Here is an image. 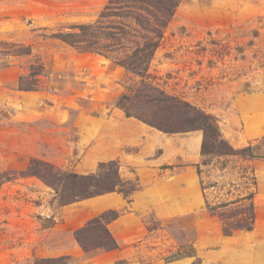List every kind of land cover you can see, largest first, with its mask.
<instances>
[{
  "label": "rangeland",
  "instance_id": "374dc122",
  "mask_svg": "<svg viewBox=\"0 0 264 264\" xmlns=\"http://www.w3.org/2000/svg\"><path fill=\"white\" fill-rule=\"evenodd\" d=\"M108 2L0 0V173L13 178L0 186V264L58 258L59 264H170L178 253L183 264H216L210 255L217 247L210 240L220 223L207 212L205 200L210 205L241 200L252 192L257 167L264 169V0H183L149 74L166 93L213 116L234 149L251 145L262 158L210 157L202 165L198 148L193 168L200 166L205 188L201 210L164 223L147 217L144 238L118 249L132 260L114 262L110 252L82 251L73 233L103 212L92 217L80 203L59 208L52 188L19 173L38 159L63 171L94 174L109 161L95 156L100 144H140L144 138L124 126V112L116 106L139 79L102 55L54 38L95 23ZM35 62L44 64L47 76L37 91H19L18 79ZM195 136L166 134L161 144L170 153L178 147L191 152L198 144ZM115 161L125 180L137 179L134 168ZM254 202H264L257 186ZM247 205L243 200L228 206V216L243 217Z\"/></svg>",
  "mask_w": 264,
  "mask_h": 264
},
{
  "label": "trees",
  "instance_id": "16d2710c",
  "mask_svg": "<svg viewBox=\"0 0 264 264\" xmlns=\"http://www.w3.org/2000/svg\"><path fill=\"white\" fill-rule=\"evenodd\" d=\"M183 0H109L93 24L78 26L77 32L60 33L56 39L80 51L104 56L114 65L139 81L118 99L119 107L126 118H133L167 135L202 132L200 155L207 165L208 158H229L243 155L254 160L262 157L253 154L251 145L234 149L223 139L217 120L184 99L170 95L160 89L149 74L150 64L156 51L161 46L164 32L172 20L176 9ZM47 76L43 63L35 62L17 82L19 91H37L42 78ZM29 167L19 173V177H36L54 190L57 207H65L98 196L117 193L125 197L140 190L138 179L125 180L120 172V165L112 160L100 163L94 174L82 175L63 171L54 165L38 159L30 160ZM252 173L254 171L251 169ZM200 187L205 197V188L201 182L200 166H196ZM11 173H0V186L13 180ZM252 192L241 200L210 205L205 200L209 215L217 219L224 237L238 231L253 229L256 213L254 199L256 181L251 179ZM248 201L241 209L244 216L237 219L228 216V206H235L238 201ZM122 214L116 210H107L90 219L83 227L73 233L78 246L85 254L93 255L99 251L112 252L120 248L109 230V224ZM69 259L68 257H64ZM178 253L175 260L182 259ZM58 259L40 261L37 264H59ZM122 260L116 264H123Z\"/></svg>",
  "mask_w": 264,
  "mask_h": 264
},
{
  "label": "crops",
  "instance_id": "0c3cea01",
  "mask_svg": "<svg viewBox=\"0 0 264 264\" xmlns=\"http://www.w3.org/2000/svg\"><path fill=\"white\" fill-rule=\"evenodd\" d=\"M123 124L134 129L138 135L144 134L141 143L100 144L94 154L109 161L120 160L124 166L134 168V177L140 182L141 189L128 197L110 193L78 202L92 217L109 209L124 210L125 213L108 226L120 247L130 246L144 238L147 217L151 216L155 221L164 223L197 212L204 205L200 181L193 168L202 134L186 133L196 135L194 138L198 142L192 144L191 152H182L178 147L176 152L170 153L168 145L161 144L166 139V134L133 118L124 117ZM132 149L135 151L131 152ZM159 150H162V154L157 157ZM177 163L183 165L173 167ZM256 172L258 193L264 195V169L257 167ZM254 206L256 220L250 232L238 231L232 236L224 237L220 233L219 224L218 235L210 240V245L217 247L210 255L216 264H264V202H254ZM198 243L201 246L204 242L198 240ZM110 253L114 262L133 259V255L124 251ZM184 260L182 258L170 264H183Z\"/></svg>",
  "mask_w": 264,
  "mask_h": 264
}]
</instances>
